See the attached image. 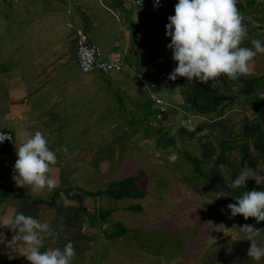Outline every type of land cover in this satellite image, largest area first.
Listing matches in <instances>:
<instances>
[{
  "label": "crops",
  "instance_id": "0c3cea01",
  "mask_svg": "<svg viewBox=\"0 0 264 264\" xmlns=\"http://www.w3.org/2000/svg\"><path fill=\"white\" fill-rule=\"evenodd\" d=\"M132 1L0 0V129L13 133L11 143L0 144V216L19 211L48 223L56 236L45 237L41 251L62 249L71 242L76 252L72 264H102L109 260L120 264L126 256L123 250L128 249L130 231L120 219H132L130 205L118 206L116 201L133 197L138 202L146 194L138 188L143 196L116 198L105 190L121 151L129 147L130 157L137 161L134 148L143 151L144 145L153 141L145 131L132 134L129 113L146 100V95L141 80L128 70L147 77L154 75L166 57L171 60L165 72L175 69L170 64L172 51L167 45L171 38L165 26L168 17L175 14L178 0L148 10ZM236 6L247 28V38L240 46L255 51L252 40H260L264 46V0H237ZM74 27H82L105 58H117L126 66L106 75L96 70L82 71L75 56ZM249 71L236 81L226 75L218 79L229 88L250 93L257 89L255 85H264V54L256 55ZM195 89L197 107L192 105L191 97ZM166 91L171 96L165 98L171 104L166 112L177 116L180 109L202 121L213 119L205 129L200 123L188 132L176 133L178 144L182 138L186 141L185 132L208 142L203 145L207 154L219 149V158L223 159V135L233 134L248 137L253 147L258 146V153L252 152L244 140L238 148L246 145L252 159L264 161V92L251 99L231 98L216 86L215 80L202 83L183 77L172 80ZM211 106L214 108L210 110ZM192 107L197 112L192 113ZM37 131L57 155L50 175L58 185L51 192L17 187L12 179L18 159L16 147ZM160 134L165 137L164 131ZM131 141L134 145L130 146ZM134 176L137 185L138 176ZM112 225L120 228H111L109 233L106 229ZM15 234L0 227V264H30L23 256V241H17L14 248L9 246Z\"/></svg>",
  "mask_w": 264,
  "mask_h": 264
},
{
  "label": "rangeland",
  "instance_id": "374dc122",
  "mask_svg": "<svg viewBox=\"0 0 264 264\" xmlns=\"http://www.w3.org/2000/svg\"><path fill=\"white\" fill-rule=\"evenodd\" d=\"M167 58L156 71L167 70V63L171 57L168 60ZM130 59L131 57L128 56L127 60ZM128 71L139 79L133 69ZM152 76L150 74L148 78L151 79ZM171 81L168 78L159 85L149 83L147 86L150 91L166 101L165 98L171 99V96L165 93ZM263 86L255 85L257 88ZM143 89L146 100L137 103L135 110L129 113L132 117V134L136 130H142L152 135L153 141L145 145L141 143L145 146L143 151L139 152L138 147L134 148L137 161L130 157L129 147L121 151V158L112 165L115 168L108 180V183H112L119 177L137 175V186L146 194L138 202L135 201L139 199L133 197L116 201L118 206L130 205L129 212L132 218L120 219L126 223L130 231L127 237L130 239L128 249L123 250L126 256L120 264H264V259L258 262L247 256L250 241L245 240V233L239 230L244 224L264 228V222L257 223L254 218L245 220L242 215L231 217L230 209L227 207L229 203L236 202L234 197L240 196L245 191L253 189L264 191V185H257L253 179L246 181L245 188L228 187V182L236 179L244 169H251L258 175H264V161L261 158L256 157L255 166L247 163L239 164L241 151L238 146L241 140L248 143L252 152L258 153V146L253 147L248 137L243 139L233 134L223 135L222 140L227 146L221 148L226 152H223L224 158H219V149L209 155L203 149L208 142H200L196 137L189 136L185 132L200 123H203L205 129V124L213 119L202 121V118L191 117L180 109L176 112L177 116L170 111L165 113V115H174V118L165 115L158 118L156 110L158 104L150 100L148 90ZM191 97L193 100L194 97L192 95ZM190 110L192 113L197 112L193 107ZM188 118H192L190 122L187 121ZM161 131L166 134L170 131H177L176 133L185 131L187 142L182 138L178 148L164 151L160 146L163 139L158 142L163 135L160 134ZM131 145H134L133 142L130 143ZM261 149L263 154V148ZM189 156L199 159V171L193 169L195 161ZM134 204L142 206L141 209L133 206ZM111 228L117 230L120 227L112 225L106 231L110 233L113 231ZM257 243L264 246V231L257 237ZM102 264H112V262L109 260Z\"/></svg>",
  "mask_w": 264,
  "mask_h": 264
},
{
  "label": "clouds",
  "instance_id": "9594fccd",
  "mask_svg": "<svg viewBox=\"0 0 264 264\" xmlns=\"http://www.w3.org/2000/svg\"><path fill=\"white\" fill-rule=\"evenodd\" d=\"M155 4L159 6L160 0H155ZM236 5L237 0H178L174 6L175 14L168 17L169 23L165 26L166 35L171 38L167 48L172 51V59L177 64L169 79L183 77L187 81L207 83L221 75L236 81L240 76L250 74V62L258 53L264 54V46L260 40L251 41L255 51L240 46L247 38V28ZM6 139L12 137L0 133V143ZM63 151L67 152V149ZM16 155L18 159L13 166L16 174L12 179L17 187H27L37 193L51 192L57 187V179L50 175L52 166L57 164V155L50 150L41 132H35L16 147ZM249 179L264 185V175L244 169L236 179L228 182V187L245 188ZM234 198L236 202L227 205L231 217L242 215L245 220L254 218L257 223L264 222V191L253 189ZM0 227L16 233L10 247L23 241V256L30 264H72L75 259L71 242L62 249L49 248L42 252L45 237H55L56 233L48 223L31 215L15 211L12 215L0 216ZM239 230L245 233V240L250 241L247 256L258 262L264 259V246L257 243L264 228L244 224Z\"/></svg>",
  "mask_w": 264,
  "mask_h": 264
},
{
  "label": "built area",
  "instance_id": "2783aa9c",
  "mask_svg": "<svg viewBox=\"0 0 264 264\" xmlns=\"http://www.w3.org/2000/svg\"><path fill=\"white\" fill-rule=\"evenodd\" d=\"M10 1V0H7ZM172 0H160V3ZM135 5L140 6L146 10L155 8V0H133ZM76 35V48L75 56L80 69L84 72L96 70L100 73H108L112 69H121L126 66V64L117 58H105L102 51L93 43L89 37V34L82 27H74ZM171 72H157L149 79L146 75L139 73V79L141 80L144 88L148 90V97L150 100L158 104L156 107L158 118H162L165 115L167 106L171 105L165 101L160 95L154 94L148 89V84H157L167 80ZM155 121V120H154ZM153 121V122H154ZM188 121H190L188 119ZM156 124V122H154ZM0 133L10 135L12 139H6L0 144H9L13 141V133L9 130L0 129Z\"/></svg>",
  "mask_w": 264,
  "mask_h": 264
},
{
  "label": "trees",
  "instance_id": "16d2710c",
  "mask_svg": "<svg viewBox=\"0 0 264 264\" xmlns=\"http://www.w3.org/2000/svg\"><path fill=\"white\" fill-rule=\"evenodd\" d=\"M170 64H174L173 66H177L176 62L174 60H172L170 62ZM200 82V81H199ZM197 90L198 93L200 92V83L197 86ZM197 90L195 89V91L193 92L192 96L194 97L192 100V105L197 107V102H196V98L198 97V93ZM258 96V95H257ZM235 96H231V98H234ZM217 102H220V100H218ZM216 103V102H215ZM215 105V104H213ZM214 108L213 106H211L210 110ZM166 135V132L164 134V136ZM163 136H161L158 139V142H160L162 140ZM240 151H241V155H240V165L247 163L250 166H255L256 165V161L254 159L251 158V156H249V152L248 149L245 146H241L240 147ZM190 158H193L195 163H194V167L193 169H195L196 171H199V164L200 161L199 159H197V157L195 156H189ZM199 161V162H198ZM105 192L113 197L116 198H121V197H125V196H143L144 192L140 191L136 185V177L135 176H126L123 177L115 182H112L108 185V187L106 188ZM106 214V213H105ZM104 214V215H105ZM103 215V216H104ZM125 229V228H124ZM123 229V230H124Z\"/></svg>",
  "mask_w": 264,
  "mask_h": 264
},
{
  "label": "water",
  "instance_id": "95a60500",
  "mask_svg": "<svg viewBox=\"0 0 264 264\" xmlns=\"http://www.w3.org/2000/svg\"><path fill=\"white\" fill-rule=\"evenodd\" d=\"M215 84L222 92L230 96L243 97L246 99H251L255 97L256 95L264 92V86H263V87H259L253 90L250 93H244L242 91H238L233 88L227 87L226 85L221 83L218 78L215 79ZM160 146H161V149L164 151H168L169 149H173V148H178L176 132L170 131L169 133H167L165 137L163 138V140L161 141Z\"/></svg>",
  "mask_w": 264,
  "mask_h": 264
}]
</instances>
